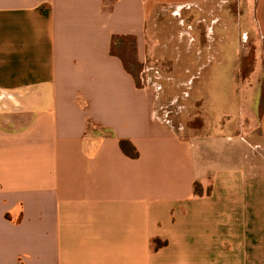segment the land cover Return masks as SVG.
<instances>
[{
  "label": "crops",
  "instance_id": "crops-1",
  "mask_svg": "<svg viewBox=\"0 0 264 264\" xmlns=\"http://www.w3.org/2000/svg\"><path fill=\"white\" fill-rule=\"evenodd\" d=\"M196 1L0 0V264H264V105L210 154L113 52L142 64L152 10Z\"/></svg>",
  "mask_w": 264,
  "mask_h": 264
},
{
  "label": "rangeland",
  "instance_id": "rangeland-1",
  "mask_svg": "<svg viewBox=\"0 0 264 264\" xmlns=\"http://www.w3.org/2000/svg\"><path fill=\"white\" fill-rule=\"evenodd\" d=\"M254 5L255 0H197L185 7L159 4L147 21L145 62L133 63L132 40L115 46L117 52L125 47L139 84L158 88L156 104L171 126L195 136L210 135V154L215 135L220 138L227 131L249 142L264 105V72L256 69ZM219 141L223 150L234 143ZM222 155L221 151L219 159Z\"/></svg>",
  "mask_w": 264,
  "mask_h": 264
},
{
  "label": "trees",
  "instance_id": "trees-1",
  "mask_svg": "<svg viewBox=\"0 0 264 264\" xmlns=\"http://www.w3.org/2000/svg\"><path fill=\"white\" fill-rule=\"evenodd\" d=\"M122 40V37H119V36H115L114 38H113V52H114V48H115V46L118 44V42H120ZM122 49V51H124V52H122V51H120V55H121V57L123 58V60H124V54L126 53L125 52V47H122L121 48ZM125 66L127 67V69H130L129 67H128V65H127V63H126V61H125ZM120 146H121V148L123 149V151H125L128 155H130L131 157H136L137 155H138V153H137V151H136V149H135V147L131 144V142L130 141H128V140H126V139H121L120 140ZM198 186L197 185H195V192L196 193H199V190H198V188H197ZM158 241V242H157ZM156 242L158 243L157 245L158 246H161V245H163L164 243H165V241H163V242H161L160 241V239H156Z\"/></svg>",
  "mask_w": 264,
  "mask_h": 264
},
{
  "label": "built area",
  "instance_id": "built-area-1",
  "mask_svg": "<svg viewBox=\"0 0 264 264\" xmlns=\"http://www.w3.org/2000/svg\"><path fill=\"white\" fill-rule=\"evenodd\" d=\"M2 98H8L9 99V94L5 92H0V99Z\"/></svg>",
  "mask_w": 264,
  "mask_h": 264
}]
</instances>
